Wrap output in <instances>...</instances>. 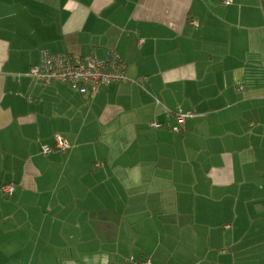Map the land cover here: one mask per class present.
Segmentation results:
<instances>
[{
  "label": "crops",
  "instance_id": "obj_1",
  "mask_svg": "<svg viewBox=\"0 0 264 264\" xmlns=\"http://www.w3.org/2000/svg\"><path fill=\"white\" fill-rule=\"evenodd\" d=\"M42 48L114 51L138 82L43 84ZM177 108L181 132L150 125ZM9 183L0 264H264V0H0Z\"/></svg>",
  "mask_w": 264,
  "mask_h": 264
},
{
  "label": "built area",
  "instance_id": "obj_2",
  "mask_svg": "<svg viewBox=\"0 0 264 264\" xmlns=\"http://www.w3.org/2000/svg\"><path fill=\"white\" fill-rule=\"evenodd\" d=\"M223 4H231L232 0H222ZM193 26L197 25L195 19L189 20ZM142 39H140L141 41ZM39 62L32 65L27 75L33 77L43 84H53L55 82L66 83L77 89L81 94L95 92L101 86H107L120 82H138V79L130 78L125 72L126 65L122 58L114 51H109L104 58H97L94 55L72 56L67 53L54 52L48 48H42L39 54ZM166 114L172 118L166 123L151 121L153 128L166 126L172 132L179 133L183 129L185 119L192 115L190 111L183 109L168 110ZM67 141L60 135H55L51 145L40 146L42 154L46 155L53 150H65L68 147ZM94 166L100 165L94 162ZM14 189L12 183L4 184L0 187L3 194L9 195ZM224 228H231L227 223ZM130 264H150L148 257L136 258L132 255L127 257Z\"/></svg>",
  "mask_w": 264,
  "mask_h": 264
},
{
  "label": "rangeland",
  "instance_id": "obj_3",
  "mask_svg": "<svg viewBox=\"0 0 264 264\" xmlns=\"http://www.w3.org/2000/svg\"><path fill=\"white\" fill-rule=\"evenodd\" d=\"M248 264H255V261H251V260H249V261H248Z\"/></svg>",
  "mask_w": 264,
  "mask_h": 264
},
{
  "label": "trees",
  "instance_id": "obj_4",
  "mask_svg": "<svg viewBox=\"0 0 264 264\" xmlns=\"http://www.w3.org/2000/svg\"><path fill=\"white\" fill-rule=\"evenodd\" d=\"M192 19V18H191ZM191 19H188V23H189V20H191ZM190 24V23H189ZM198 24V23H197ZM191 25V24H190ZM193 26V25H192ZM51 145V144H50ZM40 153H41V151H40Z\"/></svg>",
  "mask_w": 264,
  "mask_h": 264
}]
</instances>
